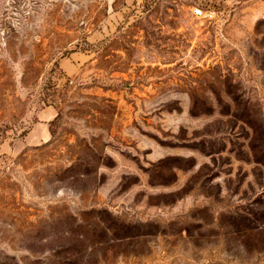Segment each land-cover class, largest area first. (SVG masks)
Instances as JSON below:
<instances>
[{
    "label": "rangeland",
    "instance_id": "rangeland-1",
    "mask_svg": "<svg viewBox=\"0 0 264 264\" xmlns=\"http://www.w3.org/2000/svg\"><path fill=\"white\" fill-rule=\"evenodd\" d=\"M0 264H264V0H0Z\"/></svg>",
    "mask_w": 264,
    "mask_h": 264
},
{
    "label": "crops",
    "instance_id": "crops-1",
    "mask_svg": "<svg viewBox=\"0 0 264 264\" xmlns=\"http://www.w3.org/2000/svg\"><path fill=\"white\" fill-rule=\"evenodd\" d=\"M75 67H73L74 69L73 70H76L77 68V65H74ZM52 106H48V107H45L43 109H41L38 113H37V117L38 119L41 121L39 123H37V128L38 130L41 129L45 131H48L49 133V137H50V132H49V121L54 119L57 115V110L55 108H51ZM47 122V123H46ZM43 134V133H42ZM42 134H40V137H39V142H41V138H42Z\"/></svg>",
    "mask_w": 264,
    "mask_h": 264
},
{
    "label": "built area",
    "instance_id": "built-area-1",
    "mask_svg": "<svg viewBox=\"0 0 264 264\" xmlns=\"http://www.w3.org/2000/svg\"><path fill=\"white\" fill-rule=\"evenodd\" d=\"M195 15L199 16V17H205V18H212L214 15V11H206L202 8H198L195 11Z\"/></svg>",
    "mask_w": 264,
    "mask_h": 264
}]
</instances>
